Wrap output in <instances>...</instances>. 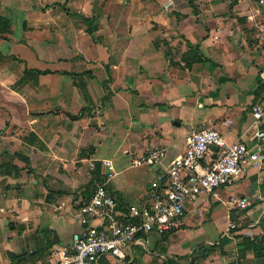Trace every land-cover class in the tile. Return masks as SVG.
<instances>
[{"label":"crops","instance_id":"obj_1","mask_svg":"<svg viewBox=\"0 0 264 264\" xmlns=\"http://www.w3.org/2000/svg\"><path fill=\"white\" fill-rule=\"evenodd\" d=\"M2 14L0 264H52L72 250L90 162L112 171L107 189L124 211L147 201L156 167L132 161L149 148L168 161L208 127L253 143L264 0H0ZM98 264H264V161L188 204L178 229Z\"/></svg>","mask_w":264,"mask_h":264},{"label":"built area","instance_id":"obj_2","mask_svg":"<svg viewBox=\"0 0 264 264\" xmlns=\"http://www.w3.org/2000/svg\"><path fill=\"white\" fill-rule=\"evenodd\" d=\"M258 37L264 45V27ZM251 113L252 144L243 139L228 142L217 128L208 127L189 133L183 150L168 161L163 146L149 148L134 158V166L156 170L147 184V201L130 204L124 211L107 189L112 171L94 174L96 165L90 162L93 190L76 211L81 230L73 235L72 250L52 264H98L102 256L122 262L126 250L141 236L178 229L188 204L205 194L216 195L220 187L231 185L248 167H257L264 161V130L260 126L263 103H253ZM108 168L112 170L111 166ZM229 202L240 208L249 204L248 199L236 196H231ZM236 228L237 222L232 221L229 231Z\"/></svg>","mask_w":264,"mask_h":264},{"label":"trees","instance_id":"obj_3","mask_svg":"<svg viewBox=\"0 0 264 264\" xmlns=\"http://www.w3.org/2000/svg\"><path fill=\"white\" fill-rule=\"evenodd\" d=\"M190 2H192L193 0H189ZM9 20H8V18L7 19H4V17H0V25L2 24V23H7V24H9ZM8 29H9V27H8ZM7 29V30H8ZM1 30V29H0ZM1 32H3V31H1ZM96 165V164H95ZM93 173L94 174H97V173H99V168L97 167V166H95V171H93ZM48 190H50L49 188H48ZM251 242H258L259 240H257V238H253V239H251L250 240ZM257 246H259V245H257ZM259 248V247H258ZM259 254V253H258Z\"/></svg>","mask_w":264,"mask_h":264},{"label":"rangeland","instance_id":"obj_4","mask_svg":"<svg viewBox=\"0 0 264 264\" xmlns=\"http://www.w3.org/2000/svg\"><path fill=\"white\" fill-rule=\"evenodd\" d=\"M0 17H4V19H7V14H2V15H0ZM8 20H9V18H8ZM8 27H10V23L9 24H7V23H2L1 25H0V29H1V31H8L7 29H8Z\"/></svg>","mask_w":264,"mask_h":264}]
</instances>
